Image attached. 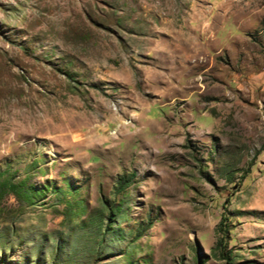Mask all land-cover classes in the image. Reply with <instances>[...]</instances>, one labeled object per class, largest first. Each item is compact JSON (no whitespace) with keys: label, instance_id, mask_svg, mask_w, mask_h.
I'll return each mask as SVG.
<instances>
[{"label":"rangeland","instance_id":"rangeland-1","mask_svg":"<svg viewBox=\"0 0 264 264\" xmlns=\"http://www.w3.org/2000/svg\"><path fill=\"white\" fill-rule=\"evenodd\" d=\"M0 264H264V0H0Z\"/></svg>","mask_w":264,"mask_h":264}]
</instances>
